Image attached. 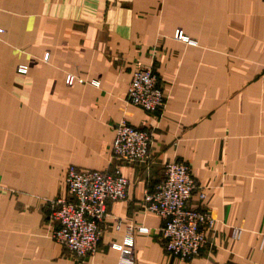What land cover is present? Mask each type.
I'll return each mask as SVG.
<instances>
[{
  "label": "crops",
  "instance_id": "1",
  "mask_svg": "<svg viewBox=\"0 0 264 264\" xmlns=\"http://www.w3.org/2000/svg\"><path fill=\"white\" fill-rule=\"evenodd\" d=\"M141 67L166 90L162 112L127 100ZM124 120L151 132L147 161L113 155ZM170 161L191 163L190 203L216 219L191 260L166 251L144 207ZM71 165L129 180L84 259L51 236L47 201L67 195ZM129 225L149 228L136 264H264V0H0V264H117Z\"/></svg>",
  "mask_w": 264,
  "mask_h": 264
},
{
  "label": "built area",
  "instance_id": "2",
  "mask_svg": "<svg viewBox=\"0 0 264 264\" xmlns=\"http://www.w3.org/2000/svg\"><path fill=\"white\" fill-rule=\"evenodd\" d=\"M176 38L195 44L183 31ZM27 66L19 67L27 73ZM67 82L73 83L74 76ZM165 88L159 83L152 67L138 68L132 76L127 100L149 112H162L167 104ZM152 135L148 129L136 127L126 120L118 124L112 144V153L120 161L136 163L151 157ZM165 175L154 192H147L145 209L155 212L163 220L160 230L166 251L184 260L198 256L208 243L207 230L215 226L210 208H196L190 199L196 189L191 163L170 161L165 163ZM67 195L48 199L50 219L54 221L52 238L75 259L94 254L103 234V224L108 212V202L125 199L129 180L119 167L106 170H90L69 166L66 176ZM201 199L207 192L199 193ZM148 233L145 226L129 225L122 243L112 247L120 251L117 264H136L134 258V233ZM243 229L235 227L234 239L242 236Z\"/></svg>",
  "mask_w": 264,
  "mask_h": 264
}]
</instances>
